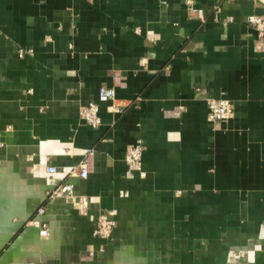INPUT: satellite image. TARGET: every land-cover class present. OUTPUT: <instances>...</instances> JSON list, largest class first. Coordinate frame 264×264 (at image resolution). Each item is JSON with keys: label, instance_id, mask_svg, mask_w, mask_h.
<instances>
[{"label": "crops", "instance_id": "crops-1", "mask_svg": "<svg viewBox=\"0 0 264 264\" xmlns=\"http://www.w3.org/2000/svg\"><path fill=\"white\" fill-rule=\"evenodd\" d=\"M191 1L202 18L185 0H0V264H264V49L245 22L264 0ZM100 84L91 127L78 108ZM207 96L231 115L207 121ZM136 137L143 174L125 175ZM86 148L84 177L46 171ZM63 181L84 212L47 196Z\"/></svg>", "mask_w": 264, "mask_h": 264}, {"label": "built area", "instance_id": "built-area-1", "mask_svg": "<svg viewBox=\"0 0 264 264\" xmlns=\"http://www.w3.org/2000/svg\"><path fill=\"white\" fill-rule=\"evenodd\" d=\"M186 11L191 16H197L202 18L203 13L200 7L193 6L191 0H185ZM245 22L255 30L257 36L256 47L260 50L264 49V14H247L245 16ZM32 52L31 47L18 46L15 49L17 56H22L23 54ZM139 61L142 63L144 57L139 58ZM114 95V90L111 86L100 84L97 87L96 99L88 100L78 108V115L84 120L86 124L91 127H96L100 123V117L98 114L99 102H104ZM206 113L205 118L209 122L216 120H222L231 115V103L225 97H213L207 96L205 98ZM120 110V108H118ZM91 148H86L84 150V156L81 160L75 163L63 164L59 167L54 165L46 166L47 172H56L59 171L65 175H78L84 177L87 173V163L86 156L91 154ZM142 152V140L140 137L134 138V140L127 146L123 153L124 160V171L125 175H129L132 172H138L142 175L143 171L140 168V158ZM66 196L72 198L74 207L79 212H84L87 205V195L85 194H75L73 192V187L71 182L63 181L56 184L49 191H47V196ZM37 213L43 211L42 206H38L36 209ZM27 223H30L37 227V234L39 236H46L48 234V229L46 226L40 224V221L32 217L27 220ZM115 222L112 218L104 215L102 212H99L96 217L95 224L91 230V235L106 239L109 237L110 232L114 226ZM102 250L101 245L98 246L97 251ZM88 255H93L92 248L88 249Z\"/></svg>", "mask_w": 264, "mask_h": 264}]
</instances>
